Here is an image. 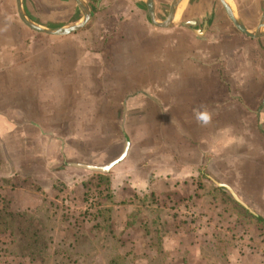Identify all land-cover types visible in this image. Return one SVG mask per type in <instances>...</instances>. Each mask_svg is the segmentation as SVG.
<instances>
[{
	"label": "crops",
	"instance_id": "crops-1",
	"mask_svg": "<svg viewBox=\"0 0 264 264\" xmlns=\"http://www.w3.org/2000/svg\"><path fill=\"white\" fill-rule=\"evenodd\" d=\"M225 1L229 9L182 0L161 26L174 0H153L155 18L147 0H21L50 30L82 25L90 11L80 28L51 34L22 20L19 0H0V213L39 215L50 237L65 238L72 215L93 252L105 251L99 239L122 237L161 264H206L210 247L223 252L214 237L245 228L206 190L210 180L264 218V30L252 37L230 16L254 32L264 0ZM98 202L112 209L109 229L92 224ZM21 227L7 231L32 235L33 225Z\"/></svg>",
	"mask_w": 264,
	"mask_h": 264
},
{
	"label": "rangeland",
	"instance_id": "rangeland-1",
	"mask_svg": "<svg viewBox=\"0 0 264 264\" xmlns=\"http://www.w3.org/2000/svg\"><path fill=\"white\" fill-rule=\"evenodd\" d=\"M206 190H210L211 195L221 198L225 203H229L230 205L227 204L226 209L227 214L236 213L239 221H241L242 225L248 231L247 232L244 230L245 228H243L238 236L234 238H232L231 235L229 237H214L215 241L214 238H212L214 241L213 243L219 242V251L222 249L223 252L217 253L213 247H210L211 249L205 251L204 254L207 259L206 264H231L235 262L234 259L237 260V264H264L263 226L251 221L247 214L250 210L238 203L229 190L218 188L212 180H210L209 187H206ZM222 205L223 204H221V206ZM253 206L252 208H254L256 212V207L257 209L259 208L257 204ZM7 208L6 206L5 210ZM221 208L224 211V206ZM47 210L48 211L45 213H47L50 220H48L45 228L48 229L51 227L52 231H54V229L58 227L54 218H51L52 213L56 214L55 206L50 205ZM35 216L37 215L19 217L17 213H0V230H16L15 228L17 225L22 226L21 228L34 226V231L30 236L25 234H23L24 236H15L13 235L14 233L12 234L7 231L8 235L5 234L4 237L0 238V264H106L117 255L126 256L124 264H161V261L164 259V257L154 259L147 254H144L145 257L139 255L134 251L139 247V244L135 245L132 243L134 246L124 244L125 241H123L122 237H109L106 240L99 239V245L102 246L105 251L97 254V252H93L92 250L95 248V245L86 242L87 240H91L89 237L85 240V238L74 235V228L84 225L79 223L74 216L70 215L67 219L66 225L69 226L68 228L70 229L71 235H67L66 238L55 236L56 234L53 235L54 233L51 234V232L50 237V235H48L49 231L43 230L46 219L43 222V220H38L39 215L38 218ZM38 226H41V228ZM219 227V223H214L211 232H220L222 234L223 229H219ZM30 232L31 230L29 233ZM94 242L98 244L97 240ZM49 243L53 244L50 251H48ZM234 245L242 247L241 256L237 253H235V255L230 253ZM223 255H230V257L229 259H225ZM146 259H148V261L152 259V262L148 263ZM229 260L230 262H228Z\"/></svg>",
	"mask_w": 264,
	"mask_h": 264
},
{
	"label": "trees",
	"instance_id": "trees-1",
	"mask_svg": "<svg viewBox=\"0 0 264 264\" xmlns=\"http://www.w3.org/2000/svg\"><path fill=\"white\" fill-rule=\"evenodd\" d=\"M101 178H102L101 179L102 181H105L106 182V177L103 178V176H101ZM102 186L103 185L101 183H99L96 186V188H97L96 190H98V188H100ZM93 189L94 188H88V191H87L88 197L89 196H94V197L96 196V194H95L96 191H93ZM97 206H98L97 212H96V214L94 216V220H93L92 224H94V227L97 230L109 229L110 226H112L111 225V219H112L111 212H112V209L111 208H108V207H105L100 202L97 203ZM139 213L140 212L136 211L134 213V215L132 216V217H134L136 219V220H134L135 224H137L138 226H140V227H142L144 229L145 234L151 240V241H149V245H151L152 247L159 246L160 243H161V241H162L161 236H159L158 233L155 235V231L156 230L152 229V227H149V225H147L146 223H142V222L140 223L139 222V219H138ZM247 214L249 215V217H250V219H251V221L253 223L262 225L263 228H264V218L263 217L256 216L252 212H248ZM239 222H241V221H239ZM125 259H126V256H124V255H117V256H115L114 258H112L109 261V264H124Z\"/></svg>",
	"mask_w": 264,
	"mask_h": 264
},
{
	"label": "water",
	"instance_id": "water-1",
	"mask_svg": "<svg viewBox=\"0 0 264 264\" xmlns=\"http://www.w3.org/2000/svg\"><path fill=\"white\" fill-rule=\"evenodd\" d=\"M182 0H174L172 6H171V10L169 12V16H168V19L165 20L164 22H161V23H157L156 20L155 22L158 24V25H161V26H168L170 25V23H172V20L174 18V15H175V12H176V8L178 6V4L181 2ZM223 3L227 6V8L229 9V6L228 4L226 3L225 0H222ZM20 2V14H21V18L22 20L32 29L36 30V31H40V32H46V33H51V34H64V33H69V32H72L73 30H76L78 28H80L81 26H83L86 21L88 20L89 16H90V11L88 9H86V12H85V18H84V22L82 25H72V26H65L63 28H59L57 30H50L48 28H45L39 24H37L36 22H34L32 19L28 18L23 10H22V7H21V0H19ZM147 3H148V7H149V11H150V14L152 16V18H155L154 17V8H153V0H147ZM230 12V11H229ZM230 16L232 17V19L234 20V22L236 23V25L243 31L245 32L246 34L252 36V37H257L259 35L262 34V31L264 30V13H263V17H262V21L260 23V26L257 30H255L254 32H251L250 30H248L245 26H243L235 17L234 15L232 14V12L230 13ZM89 168H92L94 169L95 171L97 172H103V171H106L108 170L110 167H89ZM232 194L234 195V197L236 199L239 200L238 198V195L233 192L231 190Z\"/></svg>",
	"mask_w": 264,
	"mask_h": 264
},
{
	"label": "clouds",
	"instance_id": "clouds-1",
	"mask_svg": "<svg viewBox=\"0 0 264 264\" xmlns=\"http://www.w3.org/2000/svg\"><path fill=\"white\" fill-rule=\"evenodd\" d=\"M198 119L203 120L205 123H207L210 119V116L207 113H201L199 114Z\"/></svg>",
	"mask_w": 264,
	"mask_h": 264
}]
</instances>
